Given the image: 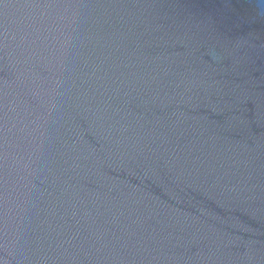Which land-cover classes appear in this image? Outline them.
<instances>
[{
    "label": "water",
    "instance_id": "water-1",
    "mask_svg": "<svg viewBox=\"0 0 264 264\" xmlns=\"http://www.w3.org/2000/svg\"><path fill=\"white\" fill-rule=\"evenodd\" d=\"M0 264H264V0H0Z\"/></svg>",
    "mask_w": 264,
    "mask_h": 264
}]
</instances>
